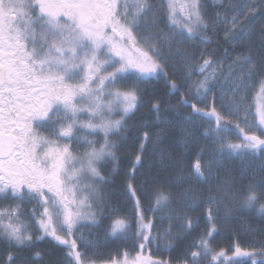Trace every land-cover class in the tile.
I'll return each instance as SVG.
<instances>
[{
    "label": "snow or ice",
    "instance_id": "1",
    "mask_svg": "<svg viewBox=\"0 0 264 264\" xmlns=\"http://www.w3.org/2000/svg\"><path fill=\"white\" fill-rule=\"evenodd\" d=\"M204 9L203 0H161L159 7L154 0H0V245L8 250L0 264H41L38 245L48 239L63 246L66 264H172L144 252L154 244L159 251L162 240L174 250L200 221L185 212L175 217L181 221L175 234L171 225L161 233L144 202L154 205V213L177 199L206 204L208 210L204 229L176 264H264V238L247 249L239 242L227 250L214 243L224 227L221 208L225 220L255 213L264 221V164L259 172L242 173L239 181L219 175L220 162L233 154L264 161V0L240 5L230 18H209ZM221 28L236 54L229 59L225 49L216 59L202 51V62L191 63L195 55L181 45L194 38L211 43L210 33ZM170 57L188 68L186 82L194 72L203 76L182 103L214 123L203 134L214 135L218 147L207 160L204 149L193 154L196 122L191 121L180 137L188 162L172 165L160 135L144 131L127 174L126 191L134 200L130 220L110 209L103 195V186L118 174L121 143L113 137L127 130L139 110L141 84L153 75L167 76ZM169 87L179 93L182 86L170 80ZM228 92L231 115L215 107L218 94ZM196 97L200 101L191 102ZM152 108L159 119L160 102ZM233 120L239 133L234 138ZM149 144L159 152L157 166L171 165L174 175L154 179L141 194L134 181ZM108 164L112 175L105 172ZM194 182L209 185L206 200ZM25 205H31L30 212ZM105 220L110 221L106 236L130 240L132 247L101 260L92 251L96 242L80 228L83 221L104 227Z\"/></svg>",
    "mask_w": 264,
    "mask_h": 264
},
{
    "label": "rangeland",
    "instance_id": "2",
    "mask_svg": "<svg viewBox=\"0 0 264 264\" xmlns=\"http://www.w3.org/2000/svg\"><path fill=\"white\" fill-rule=\"evenodd\" d=\"M203 2L208 3L207 7H205L204 9L207 16L214 19L217 14H219L222 18L226 15L230 18L233 14V9L238 8L242 4L254 2V0H219L218 3L225 5L220 13H217L216 6H211L217 3L216 0H203ZM154 3H156L157 7L160 6V3L157 0H154ZM161 26L163 27L164 25L162 24ZM219 30L221 32L220 37H216L217 31H213L210 33V35L212 34L211 43L204 44L201 43L198 38H194L185 41V43L181 45V50H187L189 55H195L196 59L194 61H191V63L195 65L197 62L202 61L199 56V53L202 51L211 52L216 59H218V57L219 59H222L224 57L225 53L222 54L221 50L216 45L218 40H220L222 43L226 42L223 29L221 28ZM231 58L232 55L230 54L229 59ZM227 63L228 61L224 62L225 68L227 67ZM165 71L170 79L174 80L178 85L182 86L180 90L183 96L193 95L191 87L192 83H194L198 79H203V76L200 75L197 71L191 74V82H186V78L189 75V70L185 66L184 62L180 61L176 57H170L168 59V66ZM204 75H207V73H204ZM221 83H223V81H221ZM141 88L144 90V95H147V93L152 94L154 92V85L152 84L151 80H147V83L141 84ZM255 94L256 93L253 92L252 97H254ZM211 99L212 97L210 96L205 102L208 107ZM199 101L200 97H196V100L193 102L198 103ZM253 101L255 102L254 99L251 100V102ZM231 103V92H228L226 94H218V98L215 101V107L217 108V110H220L223 107L225 114L227 113V111H229L228 106ZM252 112L255 114V108L252 109ZM130 119L132 120L134 125V127L131 128V135L134 140L138 141V144L139 137L143 135L144 131H149L150 133H156L160 135L161 146L167 149V151L173 156L172 165H174L177 161H181L183 163L188 162V152L185 149L183 143L180 142V137L182 127L188 126L191 121L196 122V144L192 148L193 154L200 149H204L205 160H207L208 157L211 156L218 147L215 143L216 137L214 135L203 134L206 128L214 127V123L210 124L207 118L203 119L193 116L188 111V109L183 107L177 101L160 107L159 119H157V115L154 110H146L144 107H139V110L136 111ZM145 124L147 125V127H145ZM231 135L234 138V134L231 133ZM97 139H99V137H97ZM117 142L121 143V147L117 153L118 160H129L132 156V153L135 154V150L137 149V147L134 150L127 144L125 145L122 144V142ZM234 142L236 141L234 140ZM81 151H83V149H81ZM159 159L160 156L158 150H154L153 146L149 144L148 151L145 153L144 167L141 168L140 172L136 174V180L134 181V183L139 186L141 194H143L146 189L152 187V181L154 179L164 180L168 178V175L170 173L174 175V173L171 172V165L167 169L157 166V162L159 161ZM192 162L194 163V160ZM261 164H264V161H261L258 156L242 157L240 155L233 154L230 157H225L220 162L222 170L219 175L224 179L231 178L239 181L242 178V173L246 176L252 171L259 172ZM105 172L108 175H112V168L107 165L105 167ZM216 183V181L211 182L212 185H215ZM125 184H127V182ZM113 185L114 184L112 182L108 185L103 186V195L108 200L110 209H115L122 216L127 214L129 219L131 220L134 200H131L130 195L126 191V187L122 186L121 188ZM192 186L196 187L199 191H203L205 193L204 199H207V195L209 194V185L194 182ZM185 187H189V185H185ZM172 191L175 192L176 189H172ZM144 203L145 209H147V206L150 209L148 210V215H151V207H154V205L150 206L147 201H145ZM189 208H193L195 210L189 211ZM207 210L208 206L206 204L197 207V205L192 203L191 201L182 202L177 199L170 202L169 204L160 206L158 211L154 213L152 212V215L157 221L155 227L161 233H163L171 225L172 231L175 234L178 225L181 223V221L175 219V217L183 216L185 212H187V215L189 217H192L194 220L199 219L200 221V228L191 232V234L195 236L198 235V232L202 231L205 227ZM25 211L26 213L30 212L31 205H25ZM218 215L220 217L221 223L224 225L219 235L216 236V240L214 242L215 245L219 246V248H224L225 250H227L229 247H234V245L239 242L242 248L247 249L250 244H254L260 239L264 238L263 222H258L256 220L254 221L255 223H252V221L243 214L240 217H228V219L225 220V213L223 208L220 209ZM82 223L83 227L80 228V232L83 233L85 238L96 242L97 247L92 251L96 253L101 260H106L110 255L115 257L117 252L122 253L125 250H131L132 245L130 240H125L123 238L116 239L115 237L106 236V229L110 221L105 220L104 227L100 228L93 227L90 221H83ZM249 228H251L253 231L249 232ZM33 231H35L34 227ZM191 234L187 235L185 239H187V237ZM128 235L131 236V233L129 232ZM51 242L55 244V242ZM178 245H180V247H178ZM187 245L188 243L179 244L177 241L175 243V249L169 250L165 247L164 241L162 240L159 244V251L156 250L157 245L154 244L150 249L144 252V256H151L154 260H165L167 258L173 260L176 258H180L184 254V252L187 250ZM56 248L62 250L60 252L59 264H66V261L63 259L65 256L63 246L60 247V245H57ZM133 255H135L134 252Z\"/></svg>",
    "mask_w": 264,
    "mask_h": 264
},
{
    "label": "trees",
    "instance_id": "3",
    "mask_svg": "<svg viewBox=\"0 0 264 264\" xmlns=\"http://www.w3.org/2000/svg\"><path fill=\"white\" fill-rule=\"evenodd\" d=\"M159 3L160 1L157 0ZM208 3H204L205 7H207ZM211 6H216V10L217 13H220V11L225 7L224 4H215V5H211ZM208 9V8H207ZM220 30L217 31L216 37H220ZM212 35V34H211ZM256 44L259 43V41L255 42ZM216 45L218 46V48L221 50V53H225V49H229V53L232 55V57L236 54V51L238 50H233L231 49V46L228 45L226 42H221L220 40L217 41ZM223 56V55H222ZM219 59V57H218ZM202 62V61H201ZM147 80H151L152 84L154 85V92L152 94L147 93V95L143 94V101L141 102L140 107H144L146 110H153L152 108V104L156 103L157 101L160 102V107L171 104L174 101H177L178 103H180L183 107L184 105L180 102V98L183 97L182 92L180 90V92H176L175 90L170 89L169 87V81L172 80L167 76H165L163 73H161L160 75H155L151 78H148ZM255 97V95H254ZM252 103H255L254 101ZM186 109H188L187 107H185ZM189 111V109H188ZM253 113V112H252ZM226 115H231L232 113H230L229 111H227V113H225ZM254 114V113H253ZM130 121H128V128L127 130L121 135V136H115L114 139L122 142V144H127L129 147L131 146L134 150L136 149V147L138 148V141L134 140L132 138L131 135V128L134 127L133 122L131 119H129ZM237 121L233 120L232 121V134H234V137H236L237 135H239L238 130L235 129L234 124ZM125 139V140H124ZM238 142V141H236ZM134 158V154L132 153V156L129 160H118V165L116 166L118 169V174L113 176V186H118V187H126V182L127 181V174L130 171V162L131 160ZM110 166V168H113L112 164H108ZM132 200V199H131ZM133 201V200H132ZM145 206V203H144ZM147 209L150 210L147 206ZM246 215L249 220L252 221V223H255L254 221H258V222H263V226H264V221H261L259 219V217L255 214H243ZM149 219L152 220L153 224H156V219L155 217L152 215V211H151V215H148ZM134 223V221H133ZM131 233V230L129 231ZM197 235H190L187 237V239L184 238V240H180L178 241L179 244L182 243H191L192 240L196 237ZM57 245H55L54 243H52L50 240H45V241H41L39 242V249L43 250V254H44V259L41 261V264H59V258H60V252L62 250H59L56 248ZM59 247V246H58ZM61 247V246H60ZM178 247H180V245H178ZM219 250V249H218ZM8 250L6 249L5 246L0 245V260H4L5 259V253ZM21 255H24L25 258H27V256L29 255V253L25 252V253H21ZM239 259H247L245 257H241ZM178 260V258L176 259H170L167 258L165 259V261H172V264H176V261Z\"/></svg>",
    "mask_w": 264,
    "mask_h": 264
},
{
    "label": "water",
    "instance_id": "4",
    "mask_svg": "<svg viewBox=\"0 0 264 264\" xmlns=\"http://www.w3.org/2000/svg\"><path fill=\"white\" fill-rule=\"evenodd\" d=\"M180 101L182 102V98L180 99ZM186 105V104H185ZM188 106V105H187ZM211 106H212V104H211ZM210 106V107H211ZM189 107V106H188ZM190 108V107H189ZM190 110H191V113L193 114V115H196V116H199V115H197L191 108H190Z\"/></svg>",
    "mask_w": 264,
    "mask_h": 264
}]
</instances>
